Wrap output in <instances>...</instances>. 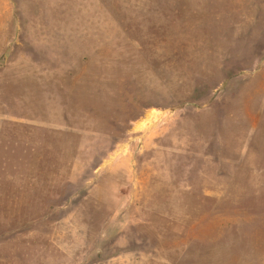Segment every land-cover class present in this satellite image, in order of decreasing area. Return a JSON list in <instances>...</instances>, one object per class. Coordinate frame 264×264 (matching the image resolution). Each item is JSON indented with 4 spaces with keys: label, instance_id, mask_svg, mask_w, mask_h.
Returning <instances> with one entry per match:
<instances>
[{
    "label": "rangeland",
    "instance_id": "1",
    "mask_svg": "<svg viewBox=\"0 0 264 264\" xmlns=\"http://www.w3.org/2000/svg\"><path fill=\"white\" fill-rule=\"evenodd\" d=\"M263 236L264 0H0V264H238Z\"/></svg>",
    "mask_w": 264,
    "mask_h": 264
},
{
    "label": "crops",
    "instance_id": "2",
    "mask_svg": "<svg viewBox=\"0 0 264 264\" xmlns=\"http://www.w3.org/2000/svg\"><path fill=\"white\" fill-rule=\"evenodd\" d=\"M254 258L239 261L238 264H264V236L254 241Z\"/></svg>",
    "mask_w": 264,
    "mask_h": 264
},
{
    "label": "bare ground",
    "instance_id": "3",
    "mask_svg": "<svg viewBox=\"0 0 264 264\" xmlns=\"http://www.w3.org/2000/svg\"><path fill=\"white\" fill-rule=\"evenodd\" d=\"M146 123H147V119H144V120L138 122V124H137V126H136L137 129H138V128H142L143 126L146 125Z\"/></svg>",
    "mask_w": 264,
    "mask_h": 264
}]
</instances>
